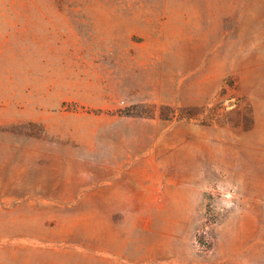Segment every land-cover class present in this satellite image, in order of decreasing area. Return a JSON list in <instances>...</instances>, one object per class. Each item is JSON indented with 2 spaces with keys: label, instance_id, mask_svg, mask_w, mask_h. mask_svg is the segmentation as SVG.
<instances>
[{
  "label": "rangeland",
  "instance_id": "374dc122",
  "mask_svg": "<svg viewBox=\"0 0 264 264\" xmlns=\"http://www.w3.org/2000/svg\"><path fill=\"white\" fill-rule=\"evenodd\" d=\"M9 202L29 264H264V0H0Z\"/></svg>",
  "mask_w": 264,
  "mask_h": 264
},
{
  "label": "crops",
  "instance_id": "0c3cea01",
  "mask_svg": "<svg viewBox=\"0 0 264 264\" xmlns=\"http://www.w3.org/2000/svg\"><path fill=\"white\" fill-rule=\"evenodd\" d=\"M121 202L134 203L128 199ZM23 205V202L0 205V264H29V219Z\"/></svg>",
  "mask_w": 264,
  "mask_h": 264
}]
</instances>
